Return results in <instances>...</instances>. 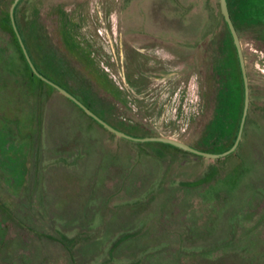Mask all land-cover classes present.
Returning <instances> with one entry per match:
<instances>
[{
  "label": "rangeland",
  "instance_id": "374dc122",
  "mask_svg": "<svg viewBox=\"0 0 264 264\" xmlns=\"http://www.w3.org/2000/svg\"><path fill=\"white\" fill-rule=\"evenodd\" d=\"M25 1L20 24L32 13ZM99 2L117 92L67 56L53 10L65 0H39L35 59L113 122L124 114L154 135L193 143L205 120L203 42L224 29L219 0ZM237 32L249 107L237 149L220 158L117 137L52 91L28 185L5 183L17 171L9 158L0 169V264H264V42L252 26Z\"/></svg>",
  "mask_w": 264,
  "mask_h": 264
},
{
  "label": "trees",
  "instance_id": "16d2710c",
  "mask_svg": "<svg viewBox=\"0 0 264 264\" xmlns=\"http://www.w3.org/2000/svg\"><path fill=\"white\" fill-rule=\"evenodd\" d=\"M11 2L12 0H0V169L4 171L2 167L9 161L8 158L16 164L15 175L4 171L6 175L2 177L5 183L11 186L17 181L18 186L13 187L17 189L28 185L29 164L36 143L35 139L36 136L39 137L43 112L52 91H56L81 114L101 128L104 127L31 71L11 25L9 16ZM22 2L23 0H20L15 7V22L33 63L41 73L71 92L101 118L120 130L137 136H157L144 129L138 122L125 117L124 114L118 115L117 122H113L107 116L109 115L108 110L104 112L96 110L85 98L61 82L55 75L58 71L47 66L44 58L42 61L36 60L32 46L40 35L38 11L31 13L25 19L24 24H20L18 10ZM227 5L236 30L240 25L252 26L257 29V38L264 42V0H227ZM223 23L224 29L220 34L203 42L204 52H209V56H205L208 65L200 70V75L205 79H203L205 84L201 93L206 105L202 110L205 120L197 139L189 143L210 152L224 151L234 142L244 100V87L237 52L224 19ZM59 24L60 35L63 37L64 25L61 21ZM41 34L43 39H49L46 30H42ZM13 51L22 63V70L13 63ZM108 107L111 110L113 106L111 107L110 104ZM66 117L63 116L60 120H65L66 126L61 127L64 126L62 130L67 133L73 130L74 121ZM226 121L229 124L227 131L222 127H226ZM135 129L139 132L133 131ZM79 134H84L86 138L94 140L83 129L79 130ZM161 146L181 150L167 143H162Z\"/></svg>",
  "mask_w": 264,
  "mask_h": 264
},
{
  "label": "flooded vegetation",
  "instance_id": "af4514ba",
  "mask_svg": "<svg viewBox=\"0 0 264 264\" xmlns=\"http://www.w3.org/2000/svg\"><path fill=\"white\" fill-rule=\"evenodd\" d=\"M25 2L28 7L30 2ZM31 4L32 13L39 12V0H31ZM100 7L99 0H65L53 10L64 25L63 42L67 56L98 85L117 92L114 75L109 70V62L115 54L108 43Z\"/></svg>",
  "mask_w": 264,
  "mask_h": 264
},
{
  "label": "water",
  "instance_id": "95a60500",
  "mask_svg": "<svg viewBox=\"0 0 264 264\" xmlns=\"http://www.w3.org/2000/svg\"><path fill=\"white\" fill-rule=\"evenodd\" d=\"M20 0H12L10 7H9V16H10V21L12 28L14 30L15 36L18 40V43L21 47V50L23 52V55L31 69V71L41 80L44 82L48 83L52 87H54L58 92H60L63 96L67 97L69 100H71L73 103H75L78 107H80L88 116H90L92 119H94L97 123H99L101 126H103L105 129H107L109 132L115 134L117 137H121L124 139L132 140V141H138V142H144V141H154V142H162V143H167L173 146H176L180 148L183 151H187L190 153H193L198 156L202 157H207V158H220L223 156H226L232 152H234L238 144L242 138L243 130H244V125L245 121L247 118V113H248V107H249V81H248V75H247V69H246V63H245V58H244V53H243V48L242 44L238 35V32L234 26V23L231 19L229 10H228V5H227V0H219V6H220V11L222 14V17L230 31V34L233 39V43L237 52V57L239 61V66L241 70V75H242V81H243V87H244V100H243V108L241 112V117H240V122L238 126V130L236 133V137L232 145L220 152H210V151H205L202 149H199L193 145H190L189 143L182 141L177 138L169 137V136H162V135H157V136H137V135H132L129 134L125 131L120 130L119 128L113 126L103 118H101L98 114H96L93 110H91L88 106H86L80 99H78L75 95H73L71 92L66 90L64 87L59 85L58 83L54 82L53 80L49 79L46 77L43 73H41L35 64L33 63L30 54L26 48V45L24 44V41L21 37V34L17 28L16 22H15V17H14V10L16 5L18 4Z\"/></svg>",
  "mask_w": 264,
  "mask_h": 264
}]
</instances>
